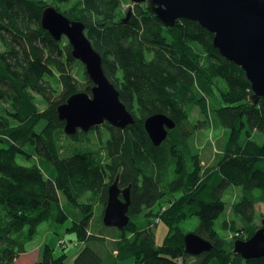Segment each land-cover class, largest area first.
<instances>
[{
	"label": "trees",
	"instance_id": "16d2710c",
	"mask_svg": "<svg viewBox=\"0 0 264 264\" xmlns=\"http://www.w3.org/2000/svg\"><path fill=\"white\" fill-rule=\"evenodd\" d=\"M126 3L131 0H0V264H15L27 253L41 226L68 221L67 232L86 243L73 264H264V258L245 260L233 252L236 240L250 239L262 226L255 210L264 205V143L252 134L264 135V99L254 104L245 71L220 54L214 35L200 24L182 19L167 27L145 3L134 4L125 23L120 9ZM48 6L86 26L105 75L135 118L123 130L104 123L111 135L108 142L101 138V147L88 138L100 127L67 135L59 120L58 107L76 93L90 94L93 84L86 74L84 84L74 77L67 39L56 41L42 27ZM196 107L204 121L192 120ZM157 114L176 124L160 146L145 129ZM210 124L222 125L229 137L206 167L192 141ZM118 176L121 189L132 187L131 220L102 257L90 244L104 247L106 239L90 228L97 207L103 216ZM231 187L241 193L232 218L221 222V230L237 233L229 241L215 225L228 208L224 196ZM154 217L168 227L162 245ZM194 218L197 228L186 231L184 224ZM188 233L213 249L189 255ZM45 247L35 264H66L65 252L57 260Z\"/></svg>",
	"mask_w": 264,
	"mask_h": 264
},
{
	"label": "water",
	"instance_id": "95a60500",
	"mask_svg": "<svg viewBox=\"0 0 264 264\" xmlns=\"http://www.w3.org/2000/svg\"><path fill=\"white\" fill-rule=\"evenodd\" d=\"M133 4L147 3L156 17L167 27L177 20L197 22L214 35V47L229 61L239 65L251 83L253 101L264 99V0H131ZM132 11L124 20L129 22ZM42 27L56 40L66 37L72 47V57L81 62L93 86L91 93L72 95L57 109L59 120L65 123L67 135L89 132L108 123L126 129L135 118L120 99V93L103 70L101 55L87 37L86 26L72 21L55 7L48 6L42 14ZM175 122L164 114L145 121V129L155 146L167 138ZM120 177L109 187L108 201L103 215L106 227L124 230L130 223L131 186L121 189ZM123 196V200L120 196ZM185 251L199 256L213 249V245L196 233L184 237ZM233 252L245 260L264 258L263 226L248 240L234 242Z\"/></svg>",
	"mask_w": 264,
	"mask_h": 264
},
{
	"label": "rangeland",
	"instance_id": "374dc122",
	"mask_svg": "<svg viewBox=\"0 0 264 264\" xmlns=\"http://www.w3.org/2000/svg\"><path fill=\"white\" fill-rule=\"evenodd\" d=\"M48 2H51V0H47ZM143 4V3H142ZM147 4V3H145ZM134 10V4L131 2L129 4H123L121 6L120 12L121 13H128V11ZM125 13V14H126ZM127 16V15H126ZM66 38V37H63ZM67 39V38H66ZM68 41V39H67ZM69 42V41H68ZM1 51V47H0ZM86 71L84 65L77 61L74 63V69H73V75L74 77L79 81V83L84 84L86 83ZM53 83L56 85V79L54 78ZM217 97V96H215ZM39 100V106L41 110L46 109V105H44L40 98ZM220 97L216 98L214 103L216 104V107H219L221 104L219 102ZM212 103V102H211ZM192 120L195 121H204L205 118L201 114V112L198 110V107H196L192 113ZM100 127L99 130L93 131V133L89 134L88 138L92 142V146H102L100 141L101 138L108 142V138L110 137L111 133L110 131L105 128L106 126L104 124L96 126ZM101 133V134H100ZM253 139L259 143H264V135H261L255 131H253ZM229 137V132L226 130L222 125L217 128H212L211 124L209 127L206 126L204 130L197 131V133L194 136L193 144L197 146L199 151H201L202 160L206 167L209 165H212L214 161V157L218 153L221 152L222 147L225 145L227 138ZM70 142H68V145ZM197 144V145H196ZM19 162L26 164V165H32L36 162V159H33L31 161L25 162L23 159H19ZM240 189L231 187L227 190L224 199L228 204V208L225 211V213L221 216L219 220L216 222V229L217 231L227 240H232L237 237V233L234 232V230H228L223 231L221 230V222L222 220L226 218H232V209L231 206L240 199ZM61 202L63 204H66V200L63 196V194H60ZM256 217H255V223L259 226H263L262 219L264 218V205H257L256 206ZM95 214L92 219V225L90 228V232L94 233L96 235H100L104 237L106 240V245L103 247L99 244L95 245L90 244L91 247H93L98 254H100L102 257L106 256V249H113L114 243L116 240L121 236L120 230L116 228H110L103 225V216H101L102 207H97L95 209ZM104 215V213H103ZM152 219V224L155 226V234H156V243L158 245H162L165 237L168 234V227L165 223L161 222L162 220L160 217H154ZM71 223L68 221L65 225L62 226H53V227H47L45 225L41 226L39 230V235L37 237V240L33 242V245H31L28 248V252L21 255L16 261L15 264H35L37 261H40L42 259V252L43 249H45V246H49L53 250V257L57 258L62 253L65 252V254L68 255V258L66 259V264H73L76 257L80 254L82 249L86 246V243H82L80 241H75V236L71 235L67 232V229L70 228ZM198 226V220L196 218L187 221L184 224L185 230L189 232L195 231V229ZM261 226V227H262ZM210 252V251H209ZM208 253V252H205ZM203 253V254H205ZM200 256V255H199ZM136 261L133 259L126 260L120 264H136ZM180 264H183L182 261Z\"/></svg>",
	"mask_w": 264,
	"mask_h": 264
},
{
	"label": "flooded vegetation",
	"instance_id": "af4514ba",
	"mask_svg": "<svg viewBox=\"0 0 264 264\" xmlns=\"http://www.w3.org/2000/svg\"><path fill=\"white\" fill-rule=\"evenodd\" d=\"M122 189H124V188H122ZM120 198L123 200V196H122V195L120 196ZM105 208H106V207H105ZM104 211H105V209H104Z\"/></svg>",
	"mask_w": 264,
	"mask_h": 264
}]
</instances>
